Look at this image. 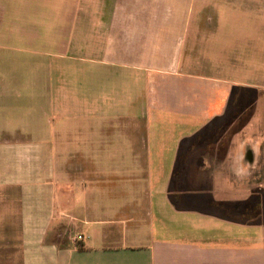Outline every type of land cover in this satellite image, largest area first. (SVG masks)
Listing matches in <instances>:
<instances>
[{
	"label": "crops",
	"instance_id": "1",
	"mask_svg": "<svg viewBox=\"0 0 264 264\" xmlns=\"http://www.w3.org/2000/svg\"><path fill=\"white\" fill-rule=\"evenodd\" d=\"M230 1L249 13L256 4ZM64 3L11 0V62L19 63L11 76L24 78L23 64L33 61L46 83L0 86V264H264V223L260 256L261 225L249 224L264 220V175L247 181L237 200L250 204L261 189L259 214L256 205L239 214V203L215 202L206 181H173L180 141L221 115L229 89L185 90L200 108L185 107L175 85L177 104L154 115L144 84L173 67L171 48L186 43L176 45L173 31L194 3L198 18L213 14L208 0H74L67 32ZM158 126H172L173 137ZM255 135H240L232 147L247 170L264 164ZM216 141L201 135L184 145L182 156L198 159L182 174L206 175L201 162L215 155Z\"/></svg>",
	"mask_w": 264,
	"mask_h": 264
},
{
	"label": "rangeland",
	"instance_id": "2",
	"mask_svg": "<svg viewBox=\"0 0 264 264\" xmlns=\"http://www.w3.org/2000/svg\"><path fill=\"white\" fill-rule=\"evenodd\" d=\"M83 1L86 4V0ZM255 2L256 4L249 13L247 10H237L239 5L234 6L230 0H208L210 5L208 8L214 12L211 15H200L199 18L195 15L197 5L194 3L192 12L182 14L183 20L181 25L179 24L180 27L173 31V35L176 37L174 40L176 45H178L180 38H182L181 41L186 42L185 45L179 46L181 49L177 46L171 48V53L167 57L168 62L173 64V67H169L167 74L163 72L156 74L150 71L153 76L150 74L144 79V84L149 87L147 96L152 107L151 113L154 115L160 112L158 109L165 113L167 109H171L170 107L173 108L177 104L171 101L175 95L172 89L175 85H179V89L183 91L180 90L178 94L185 95L181 102L185 107L189 102L190 106L200 108L197 100L199 97L194 93L188 96V93H184L185 90L193 91L197 88L215 91L221 86L229 89L221 115L210 120L206 125L207 128L205 127L202 131L195 133L187 141H180L179 152H181L180 156L175 159L177 171L176 174H173V181L177 185L186 179L195 183L206 181L213 189L216 188L215 190L209 189V191H212L211 196L214 201L222 200L225 204L230 205L239 203L237 206L239 214L246 209L250 210L252 205L257 206H255V214H259V203L263 204V191L261 189H257L254 191L255 193L253 192L250 197V204L245 205L243 201H237L247 191V181L263 180L264 164L258 165L255 170H247L244 162H240L242 159L241 153L238 154L232 148L235 141L242 134L246 139L249 135L256 134L253 136L255 137L256 146H260L259 142L264 143V0H255ZM72 3H74V0H65L63 7L64 20L62 24L65 27V32L68 31L69 22L72 21L74 10ZM32 16L35 17L34 14ZM55 17L54 15L53 20H55ZM202 21L204 22L203 26L197 25L194 28V23ZM30 32L35 34L38 31L34 27ZM189 41H191V45H187ZM186 50L188 51L184 53L183 51ZM23 65L24 68L28 69L25 77H12L11 69L19 68V63L11 62V0H0V86L18 84L34 86L46 83H42L45 80L44 77L37 75L40 74L36 72L39 63L27 61ZM173 71L175 73L171 74ZM172 77L179 80H173ZM52 82L54 83L53 79ZM158 83L160 86H158ZM157 90L159 93H157ZM162 102L166 105L160 104ZM206 111L197 112L204 116ZM235 117H237V121L232 123V119ZM202 119L204 120V118ZM205 121L207 122V120ZM194 125L197 128L199 126V124H192V126ZM155 128L159 129V132L163 131V133H165V128L169 129V137H173L172 126H158ZM223 133L225 134L224 138L228 140L222 142L223 138H214V136L223 135ZM201 135L204 136V139L207 138V140L212 141L213 144L217 142L216 139H219L218 144L221 143L220 146L214 148L216 150L215 155L211 158H203L201 162L202 165L209 167L208 173L203 175L202 178L193 173L182 174V167L185 164L198 159L183 157L184 145L198 144ZM260 139L261 141H259ZM261 153L263 154V152ZM159 167V172H162L163 166L160 160ZM242 169L244 171H241ZM259 170L260 172H258ZM159 175L162 176L160 173ZM231 180L236 181L239 186L226 185L227 181ZM178 198L179 196L176 197V202L180 206V210L188 209L185 205H181V199ZM235 209L236 207H233L232 211ZM207 212L208 214L215 213L213 210H207ZM240 218L241 222H244V218L239 217V220ZM263 223L264 220L259 219L249 222L252 226L261 225V227L256 228L254 234L257 255L259 256L262 255L263 248ZM11 247L18 251L17 243ZM3 251L6 252L7 248L1 245V252Z\"/></svg>",
	"mask_w": 264,
	"mask_h": 264
},
{
	"label": "built area",
	"instance_id": "3",
	"mask_svg": "<svg viewBox=\"0 0 264 264\" xmlns=\"http://www.w3.org/2000/svg\"><path fill=\"white\" fill-rule=\"evenodd\" d=\"M81 240H82V236H76L75 239H74L75 242H78V241H81Z\"/></svg>",
	"mask_w": 264,
	"mask_h": 264
}]
</instances>
